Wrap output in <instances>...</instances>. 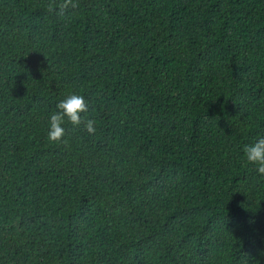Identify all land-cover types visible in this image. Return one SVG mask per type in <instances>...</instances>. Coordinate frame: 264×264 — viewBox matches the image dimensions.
Segmentation results:
<instances>
[{"label":"trees","instance_id":"obj_1","mask_svg":"<svg viewBox=\"0 0 264 264\" xmlns=\"http://www.w3.org/2000/svg\"><path fill=\"white\" fill-rule=\"evenodd\" d=\"M61 2L0 0V264H264V0Z\"/></svg>","mask_w":264,"mask_h":264},{"label":"clouds","instance_id":"obj_2","mask_svg":"<svg viewBox=\"0 0 264 264\" xmlns=\"http://www.w3.org/2000/svg\"><path fill=\"white\" fill-rule=\"evenodd\" d=\"M78 4L75 0H62L58 5H49L48 11L58 16H64L70 9H75ZM89 105L82 95L71 94L56 104V111L49 117L48 139L51 143L61 142L65 135L63 125L65 121L73 127L83 125L88 134L95 133V121L85 119L82 114L88 112ZM246 163L255 166L258 175L264 177V137L251 145L243 146Z\"/></svg>","mask_w":264,"mask_h":264}]
</instances>
